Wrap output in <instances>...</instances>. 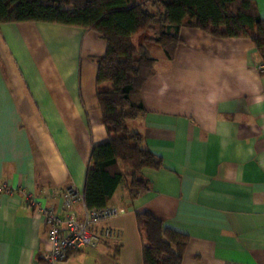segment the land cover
Returning a JSON list of instances; mask_svg holds the SVG:
<instances>
[{
  "label": "crops",
  "instance_id": "obj_1",
  "mask_svg": "<svg viewBox=\"0 0 264 264\" xmlns=\"http://www.w3.org/2000/svg\"><path fill=\"white\" fill-rule=\"evenodd\" d=\"M264 16V0H254ZM97 32L46 22L0 23V264L39 262L43 216L29 195L61 211L42 189L83 191L91 149L109 136L96 96ZM250 38L182 27L174 57L159 54L130 127L161 159L150 188L109 201L125 211L111 235L56 264H143L136 213L151 212L188 236L181 264H264V77ZM75 209L82 215V205Z\"/></svg>",
  "mask_w": 264,
  "mask_h": 264
},
{
  "label": "trees",
  "instance_id": "obj_2",
  "mask_svg": "<svg viewBox=\"0 0 264 264\" xmlns=\"http://www.w3.org/2000/svg\"><path fill=\"white\" fill-rule=\"evenodd\" d=\"M25 21L94 30L106 43L96 58V96L109 140L91 149L82 191L87 209L108 206L120 184L130 198L139 196L150 188L143 170L161 167L143 134L130 125L145 115L143 85L159 54L174 57L182 27L219 38H250L264 60V16L254 0H0V23ZM136 222L143 264L182 263L186 234L149 211L136 213Z\"/></svg>",
  "mask_w": 264,
  "mask_h": 264
},
{
  "label": "built area",
  "instance_id": "obj_3",
  "mask_svg": "<svg viewBox=\"0 0 264 264\" xmlns=\"http://www.w3.org/2000/svg\"><path fill=\"white\" fill-rule=\"evenodd\" d=\"M259 74L264 77V60L257 63ZM4 187H0V193ZM60 197L62 199L61 211L52 206L42 205L29 195L28 203L33 209L43 216L47 227V247L42 252V260L45 264H56L64 261L69 253L74 250L94 247L100 240L111 235L109 228L96 230L97 225L110 220L112 217L125 211L123 208L106 206L101 209H87L82 193L74 187L42 189L38 197ZM82 205V215L79 216L75 205Z\"/></svg>",
  "mask_w": 264,
  "mask_h": 264
}]
</instances>
